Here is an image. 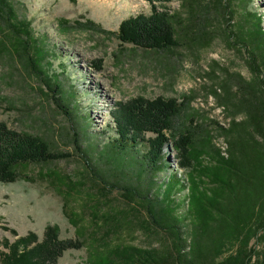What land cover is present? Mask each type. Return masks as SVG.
I'll return each instance as SVG.
<instances>
[{"label":"rangeland","instance_id":"rangeland-1","mask_svg":"<svg viewBox=\"0 0 264 264\" xmlns=\"http://www.w3.org/2000/svg\"><path fill=\"white\" fill-rule=\"evenodd\" d=\"M9 1L19 21L28 23L47 52L43 72L58 78L61 93L54 92L44 75L37 77L26 66L31 52L17 54L8 45V51H0V121L12 130L42 137L59 156L28 164L15 181L0 182V251L6 250L1 245L4 239L12 242L28 233L41 242L48 227L56 228L58 239L80 243L65 250L56 264H90L118 247H159L163 235L145 223L148 214L138 207L140 196L133 187L161 198L173 172L183 181L187 196L188 168H181L172 142L179 132H192L197 146L212 144L225 152L219 126H227L232 115L221 103L224 86H235L233 73L246 79L251 74L246 54L233 37L228 43L224 31L238 26L249 9L263 15L264 26V0H231L234 17L230 22L212 19L214 31L207 42L180 38L177 45L158 50L122 41L120 21L148 15L153 4L185 16L180 0ZM209 12L214 16V10ZM1 26L0 42H7L12 29ZM157 97L181 103L172 129L166 131L171 139L164 149L168 165L153 172L143 163L145 142L137 143L130 153L141 161L139 165L129 164L130 154L122 162L113 159L106 148L115 136V108ZM200 160L213 161L206 154ZM182 194L173 192L171 197L181 200ZM187 203L188 198L184 206Z\"/></svg>","mask_w":264,"mask_h":264},{"label":"trees","instance_id":"trees-1","mask_svg":"<svg viewBox=\"0 0 264 264\" xmlns=\"http://www.w3.org/2000/svg\"><path fill=\"white\" fill-rule=\"evenodd\" d=\"M246 1L239 0L240 3ZM180 5L185 11L182 17L153 4L148 15L139 13L123 19L118 26L119 38L154 50L175 46L180 38L207 42L214 31L211 30V20L230 22L235 14L231 0H180ZM210 10L215 11L214 16ZM262 16L254 10H245L240 24L230 25L231 28L224 31L228 35V43L233 37L235 44L246 54L251 74L246 79L239 73H233L230 77L234 78L235 86H224L221 103L232 115L227 126H219L220 133L225 136V152L212 144L197 146L192 132H179L172 142L181 168H188L187 196L183 181L173 172L161 198L157 193L150 197L148 191L143 193L140 187H133L140 196L138 207L147 211L145 223L158 235H163L159 236L160 246L118 247L110 256L98 258L90 264H264ZM19 20L10 1L0 0V28L4 23L12 29L8 32L11 35L7 42H0V51H8L10 45L17 54L31 52L26 66L28 64L37 77L44 75L54 86V92L61 93L58 78L52 79L43 72L42 61L47 52L39 46L28 23ZM22 57L25 62L26 57ZM180 106L176 99L162 97L142 99L134 107L119 103L112 117L115 136L106 149L112 152L113 159L119 157L122 162L124 155L134 152L137 143L145 142L143 163L150 165L153 172L164 169L168 165L164 149L171 141L166 131L172 129V120ZM63 108L67 109L68 115L71 114V109ZM238 114L243 118L238 120L235 117ZM147 133L153 136H146ZM74 135L78 137L80 132L75 131ZM203 154L209 155L213 161L208 164L202 162L200 157ZM57 156L59 154L51 150L42 137L12 130L0 121V182L15 181L22 175V167L46 163ZM134 156L129 155V164L139 165L141 161ZM136 175L139 177L140 173ZM173 192H183L181 200L172 198ZM186 198L188 203L184 206ZM1 245L6 250L0 251V264H56L65 250L78 248L80 243L60 240L56 228L48 227L41 242H37L34 233H28L12 242L4 239Z\"/></svg>","mask_w":264,"mask_h":264},{"label":"bare ground","instance_id":"bare-ground-1","mask_svg":"<svg viewBox=\"0 0 264 264\" xmlns=\"http://www.w3.org/2000/svg\"><path fill=\"white\" fill-rule=\"evenodd\" d=\"M102 99H105L104 97H102ZM98 115V117H99V114H97Z\"/></svg>","mask_w":264,"mask_h":264}]
</instances>
